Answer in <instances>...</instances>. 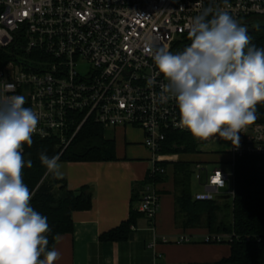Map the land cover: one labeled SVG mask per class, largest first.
Returning <instances> with one entry per match:
<instances>
[{"label":"built area","instance_id":"2783aa9c","mask_svg":"<svg viewBox=\"0 0 264 264\" xmlns=\"http://www.w3.org/2000/svg\"><path fill=\"white\" fill-rule=\"evenodd\" d=\"M210 4L224 7L223 0H0V49L11 55L0 68V98L23 95L25 107L40 117L34 135L57 138L65 148L88 121L106 129H142L154 160L149 173H163L161 163L170 158L160 153L166 134L186 129L179 126L175 101L160 99L166 81L148 47L171 51L188 34L186 25ZM226 10L239 21L264 17V0H228ZM239 136V147H230L233 167L238 156L264 158V122ZM229 179L230 173L214 169L206 191L194 198L220 197ZM153 185H145L138 206L151 221L160 208ZM232 239L224 233L206 236L208 242ZM179 241L191 237L183 234Z\"/></svg>","mask_w":264,"mask_h":264},{"label":"clouds","instance_id":"9594fccd","mask_svg":"<svg viewBox=\"0 0 264 264\" xmlns=\"http://www.w3.org/2000/svg\"><path fill=\"white\" fill-rule=\"evenodd\" d=\"M223 4H210L191 19V43L182 51L151 45L148 51L166 81L160 99L175 101L179 126L195 138L219 137L239 147V133L256 122L257 105L264 103V47L253 44L248 26L226 10L228 0ZM25 104L23 95L0 98V264H55L61 254L48 249L47 217L32 207L23 178L24 146L33 144L40 121ZM39 160L46 175L62 177L58 155L41 152Z\"/></svg>","mask_w":264,"mask_h":264},{"label":"trees","instance_id":"16d2710c","mask_svg":"<svg viewBox=\"0 0 264 264\" xmlns=\"http://www.w3.org/2000/svg\"><path fill=\"white\" fill-rule=\"evenodd\" d=\"M248 21L258 25L249 28L252 43L264 47V17H251ZM241 22V21H240ZM187 35L178 39L171 52L182 51L190 45ZM11 55L0 49V68ZM255 123L264 122V103L257 105ZM107 129L94 122H86L65 148L57 138H41L33 135L31 147L24 146V182L32 192V207L47 217L51 231L47 233L48 249L55 247L61 234L74 231L73 213L90 209L93 192L88 186L71 189L66 179L46 175V169L39 160V153L59 156V161H103L116 159L115 139L106 135ZM200 139L187 130L169 131L161 145L162 154H198ZM32 167H27V161ZM167 163L162 162L166 171L150 173L139 183L143 187L167 179ZM174 164V182L177 218L183 219L184 227L204 226L211 233L233 235L231 254L217 264H261L264 262V158L260 155L238 156L234 163V195L213 200H197L193 197L192 177L201 162L180 159ZM196 167V168H195ZM140 211L132 210L129 219L105 232L101 239L119 241L128 239L132 226ZM226 242V241H223ZM43 258V257H41Z\"/></svg>","mask_w":264,"mask_h":264},{"label":"crops","instance_id":"0c3cea01","mask_svg":"<svg viewBox=\"0 0 264 264\" xmlns=\"http://www.w3.org/2000/svg\"><path fill=\"white\" fill-rule=\"evenodd\" d=\"M115 139L116 159L103 161H59L61 178L71 189L88 186L93 192V205L73 213L74 231L61 234L55 249L61 256L55 264H217L231 254L229 242H208L211 233L207 227H184L177 218L174 164L167 163V179L154 183L160 194V208L154 221L143 213L138 216L126 240L108 241L101 236L119 226L138 206L145 186L140 187L154 166L153 154L145 145V134L135 127L109 128ZM201 156L185 154L181 159L214 162L215 168L227 172L224 163L233 164L230 153ZM213 148V151H221ZM177 161V160H175ZM200 164V165H202ZM196 168V167H195ZM213 169V171H214ZM234 169V167H233ZM199 191H193V197ZM220 195L218 198L229 197ZM189 235L191 241H179L180 235ZM168 240L165 241L164 238Z\"/></svg>","mask_w":264,"mask_h":264},{"label":"rangeland","instance_id":"374dc122","mask_svg":"<svg viewBox=\"0 0 264 264\" xmlns=\"http://www.w3.org/2000/svg\"><path fill=\"white\" fill-rule=\"evenodd\" d=\"M110 130H108L107 132V136H109L110 134ZM201 143L203 147L205 148L206 151L201 153V156H207V155H213L215 153H227L226 148H228L229 146V141L220 139L219 137H214V138H209L208 140H202L200 139ZM213 148H220L222 149L219 152H215L213 151ZM168 155L169 158V162H173L175 160H180L182 155L180 154H166ZM215 164L214 162H203V164L201 165V167L197 168V170L195 171L193 177H192V189L194 192H204L206 191V187H205V183L207 181L208 176L213 172V169L215 168ZM225 169L227 170L228 173H230V179H229V183L226 189H223L220 193V195H227L230 194V191H233L234 189V169H233V164L232 163H224L223 164ZM200 174L201 178L199 179L198 175Z\"/></svg>","mask_w":264,"mask_h":264},{"label":"water","instance_id":"95a60500","mask_svg":"<svg viewBox=\"0 0 264 264\" xmlns=\"http://www.w3.org/2000/svg\"><path fill=\"white\" fill-rule=\"evenodd\" d=\"M241 23H243V24H246V25L248 26V28H250V27H253V26H254V23H253V22H251V21H241Z\"/></svg>","mask_w":264,"mask_h":264}]
</instances>
